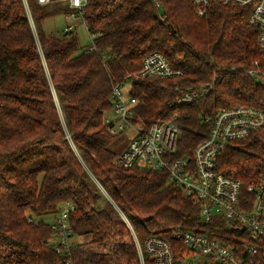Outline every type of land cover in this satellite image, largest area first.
Returning a JSON list of instances; mask_svg holds the SVG:
<instances>
[{
  "label": "trees",
  "instance_id": "trees-1",
  "mask_svg": "<svg viewBox=\"0 0 264 264\" xmlns=\"http://www.w3.org/2000/svg\"><path fill=\"white\" fill-rule=\"evenodd\" d=\"M73 11L63 2L0 0V264L61 263L48 245L50 223L37 217L68 201L74 234L87 237L72 247L74 264H140L135 236L142 243L199 227L198 204L168 172L115 162L119 135L105 123L112 90L148 55L163 54L181 74L136 83V115L146 124L176 117L177 156H192L207 138V117L238 105L264 112V88L246 74L255 62L264 71L250 7L213 4L199 16L192 0H89L87 48L75 28L59 36L44 29ZM210 82L208 96L174 104ZM217 170L248 194L264 170V125L220 151Z\"/></svg>",
  "mask_w": 264,
  "mask_h": 264
},
{
  "label": "built area",
  "instance_id": "built-area-1",
  "mask_svg": "<svg viewBox=\"0 0 264 264\" xmlns=\"http://www.w3.org/2000/svg\"><path fill=\"white\" fill-rule=\"evenodd\" d=\"M40 4L67 3L74 11L70 19H83L89 0H38ZM197 14L203 16L213 4L250 7L248 23L259 31L257 45L264 52V0H192ZM84 21V20H83ZM74 29L73 25L65 31ZM247 75L264 88V71L258 67ZM238 67L233 66V70ZM181 74L159 52L148 55L140 70L128 74L112 90V109L105 123L113 135L131 132L129 145L116 156L125 168L153 169L168 172V180L199 206V227L176 229L168 237L152 233L144 242L135 236L140 264H264V170L256 183L242 194L241 180L217 170V156L234 140L248 136L264 125V112L256 107L238 105L207 117L211 124L207 138L194 149L193 155L177 156L180 126L175 118L157 119L149 124L136 115L137 98L133 86L144 79H168ZM214 82L190 87L178 96L175 105L190 104L208 96ZM170 105H173L171 103ZM70 201L53 214V231L48 245L63 257L59 264H74L72 247L75 238Z\"/></svg>",
  "mask_w": 264,
  "mask_h": 264
},
{
  "label": "rangeland",
  "instance_id": "rangeland-1",
  "mask_svg": "<svg viewBox=\"0 0 264 264\" xmlns=\"http://www.w3.org/2000/svg\"><path fill=\"white\" fill-rule=\"evenodd\" d=\"M68 25H73L76 29V34L78 41L82 47H89L92 43V38L88 32V29L82 18L70 19L65 15H57L55 17H51L44 22V29L47 33H53L54 35H62L65 32V27ZM132 133L127 132L123 135L119 136L114 144V149L120 153L122 152L131 142ZM38 220H44L46 222H50L51 216L45 215L42 217H37ZM87 237H77L76 241L82 242V240H86Z\"/></svg>",
  "mask_w": 264,
  "mask_h": 264
}]
</instances>
